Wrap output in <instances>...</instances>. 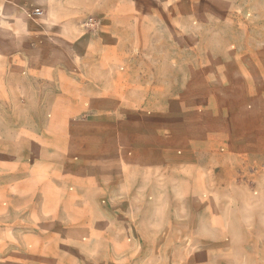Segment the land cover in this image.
Masks as SVG:
<instances>
[{"label": "crops", "instance_id": "crops-1", "mask_svg": "<svg viewBox=\"0 0 264 264\" xmlns=\"http://www.w3.org/2000/svg\"><path fill=\"white\" fill-rule=\"evenodd\" d=\"M137 8L0 0V264H163L169 242L185 244L175 233L230 230L216 220L248 209L236 194L253 208L232 177L243 155L264 168V45L246 64L199 55L179 99L170 56L166 77L144 60ZM258 19L241 31L248 40L264 41V10ZM219 147L231 179L205 193ZM209 254L174 264H214Z\"/></svg>", "mask_w": 264, "mask_h": 264}, {"label": "rangeland", "instance_id": "rangeland-1", "mask_svg": "<svg viewBox=\"0 0 264 264\" xmlns=\"http://www.w3.org/2000/svg\"><path fill=\"white\" fill-rule=\"evenodd\" d=\"M138 5L137 16L141 17V48L147 56L144 58L147 64L156 63L159 60L163 67L159 75L166 77L165 67L168 56L174 61L176 68L175 94L179 99L183 98L181 80L188 75L184 66L197 65L199 55L208 67L239 61L246 64V54L252 57L257 54L264 41L259 35L250 34L249 40L244 33L247 27L257 28L264 10V0H134ZM31 15L40 13L31 9ZM36 12V14H35ZM249 41V42H248ZM249 43V44H248ZM165 55V56H164ZM259 57V56H257ZM261 59V57H259ZM171 61V62H172ZM262 63V61H260ZM180 65V68H179ZM245 76V70L242 72ZM240 73L241 75H243ZM214 76L221 77L222 73L209 72ZM151 76V73H150ZM149 83L150 77L148 76ZM180 80V81H179ZM245 86V85H244ZM151 90L162 93L166 89L161 87H149ZM242 89V95L238 99H247ZM149 93V94H150ZM148 94V99L150 95ZM208 94L210 90L208 89ZM140 94L133 91L129 99H141ZM182 97V98H181ZM197 99V98H195ZM0 105V110H2ZM70 104L61 103L60 107L68 111ZM18 110V109H16ZM224 148L219 147L213 152V159L208 160L207 168L202 171L201 178L206 187L202 191L214 192L218 180L231 179L230 172H219L220 163L218 155L225 153ZM241 167L234 171V181L245 186V192L251 199L248 200L236 194L234 201L239 206L248 207L242 214H227L217 217L216 223L227 226L228 231H198L194 233H175L177 242L172 246L170 242L163 249L161 259L163 264L181 262L183 257L206 258L210 252L214 264H264V186L257 181H262L264 168L251 165L246 155L239 158ZM219 184V183H218ZM258 184V186H257ZM223 185V184H221ZM210 187V188H208ZM104 201L101 203L103 204ZM229 204V202H228ZM206 207L215 208L214 202H205ZM231 207V206H230ZM256 207V208H255ZM251 227V230H241L238 227ZM238 229V230H237ZM190 236V237H189ZM205 238L206 244L199 247L200 241ZM205 254V255H204ZM208 256V254H207Z\"/></svg>", "mask_w": 264, "mask_h": 264}, {"label": "built area", "instance_id": "built-area-1", "mask_svg": "<svg viewBox=\"0 0 264 264\" xmlns=\"http://www.w3.org/2000/svg\"><path fill=\"white\" fill-rule=\"evenodd\" d=\"M35 14H36V12H35ZM89 22H91V20H90ZM91 26H92V25H91Z\"/></svg>", "mask_w": 264, "mask_h": 264}]
</instances>
